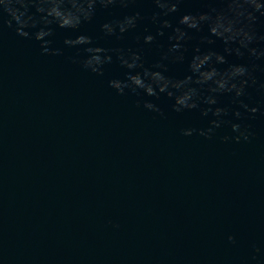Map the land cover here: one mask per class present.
Listing matches in <instances>:
<instances>
[{
  "label": "clouds",
  "instance_id": "9594fccd",
  "mask_svg": "<svg viewBox=\"0 0 264 264\" xmlns=\"http://www.w3.org/2000/svg\"><path fill=\"white\" fill-rule=\"evenodd\" d=\"M181 2V0H155V3L161 8L166 9L165 14L167 12H176L178 11V4ZM3 3L5 6H2V10L6 12L11 19L7 21L8 25L11 26L12 21L14 20L17 24V34L22 37H28L29 33L25 29L29 27H35L38 23H42L43 25L47 26L52 24L53 22H56L61 27H65L67 22L62 21L60 16L54 15V12L58 9L59 12L62 13H69L73 9V5L70 2H67V0H3ZM222 3L225 4L226 7L220 9V13L225 15L232 23V26L236 33L238 34L237 40L243 47H247L248 44L253 41L255 38V34L252 28V23L255 19V13L260 12L261 15H264V5H261L258 0H222ZM8 4H15L18 7H7ZM87 4V0H81V7L82 5ZM64 5H71V7H65ZM30 6L35 7L36 13L41 14L38 18L33 15H28V9ZM88 6V4H87ZM215 11V9L213 10ZM214 17L207 15V14H200L198 16L193 15H184L181 18V23L185 24L187 28H195L198 26V24L205 20H213ZM164 26L168 27V23L165 21ZM51 34V30H45L44 28H41L39 31L35 33V38L37 40L44 41V38ZM162 34V33H161ZM183 35V34H182ZM148 40H151V37L148 38ZM82 42V38L77 41ZM48 41H44V44L42 47L44 48V51L47 52L49 49L47 48ZM65 43H72L71 41H65ZM175 47V46H174ZM92 49H89V52H91ZM252 54H256L255 49L250 50ZM93 60L98 61V57H93L88 60H86L85 66L91 68L93 72H98L99 69L93 65ZM221 62H223V58L221 57ZM246 74V69L241 67L238 69L235 76L229 77L228 79H225L222 84H219L216 89H213V91L216 90H237V95L241 94V90L244 87L245 81H241L239 86H237L236 83H231L226 88V83L228 80H231L234 77L237 76H243ZM141 79H135L133 77H129V84L125 86H138L140 88H143L146 90L148 95H154V88L151 85H145L142 82ZM111 86L119 91H123V86L120 81H112ZM171 95V93H169ZM189 99L188 97H185V100ZM185 100H179L177 101L180 104H184L185 107H196V104L193 102L191 104H186ZM209 104H214L215 99H209L207 101ZM139 106V105H137ZM146 108L154 109V105L151 103L145 104ZM245 107H247L245 105ZM158 111V109H155ZM177 111L180 109L177 108ZM224 110L217 108L215 110V114L219 116ZM252 112H256L257 109L252 108L250 109ZM239 115V113H237ZM216 123V122H214ZM218 126V125H217ZM234 128L238 129L237 125H233ZM211 129L209 130V132ZM185 135H190L191 131L188 130L184 133ZM202 135L205 133H201ZM241 135L245 136V139H247V136L241 132ZM227 139V138H225ZM237 140H239V137H237ZM228 240L232 243H235V240L232 236L228 237ZM256 252H259L260 250L258 248L255 249Z\"/></svg>",
  "mask_w": 264,
  "mask_h": 264
}]
</instances>
